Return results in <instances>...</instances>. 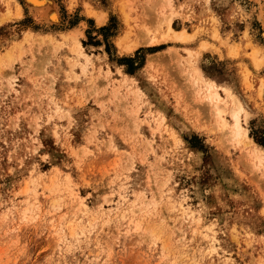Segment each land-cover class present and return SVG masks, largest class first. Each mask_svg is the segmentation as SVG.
Returning <instances> with one entry per match:
<instances>
[{
    "label": "rangeland",
    "instance_id": "1",
    "mask_svg": "<svg viewBox=\"0 0 264 264\" xmlns=\"http://www.w3.org/2000/svg\"><path fill=\"white\" fill-rule=\"evenodd\" d=\"M38 1L0 0V264H264V0Z\"/></svg>",
    "mask_w": 264,
    "mask_h": 264
},
{
    "label": "bare ground",
    "instance_id": "2",
    "mask_svg": "<svg viewBox=\"0 0 264 264\" xmlns=\"http://www.w3.org/2000/svg\"><path fill=\"white\" fill-rule=\"evenodd\" d=\"M31 3H33L32 5L33 6H35V7H37L36 5H38V6H40L41 4L43 5V6H45L44 7V9H46L47 10V8H46V6H47V3H46V1H44L45 3H42V1H38V0H29ZM49 1V0H48ZM50 3H52L51 2V0L49 1ZM53 6V5H52ZM51 6V7H52ZM34 7V8H35ZM42 7V6H41ZM48 7V6H47ZM33 8V7H32ZM49 8H50V6H49ZM36 9V8H35ZM39 9V8H38ZM53 9H54V7H53ZM55 9H56V7H55ZM55 9H54V11H55ZM37 10V9H36ZM46 10H45V12H46ZM48 10H50V9H48ZM48 10H47V12H48ZM52 10V9H51ZM33 11H34V9H33ZM39 11V10H38ZM41 11V10H40ZM43 11V10H42ZM41 11V13H43ZM54 11H50V17L52 18V19H55L56 18V13L54 12ZM39 13V12H38ZM42 15V14H41ZM40 15V16H41ZM46 15V14H45ZM48 15V14H47ZM45 17V16H44ZM55 21H56V19H55ZM54 22V21H53ZM55 23V22H54ZM181 34H183V32L181 33ZM206 85H207V89L208 90H211L212 88L213 89H215V87H214V85L212 84V83H210V84H207L206 83ZM207 103L208 104H210V106L211 107H213L214 108V116L216 117V118H218V119H220L221 120V113H222V111H223V107H221V105H220V101H219V95H218V93L216 92V90L215 91H213V92H210V94L209 95H207ZM212 108V109H213ZM244 109H243V107L240 105V103L237 101L236 102V106H235V108H233V109H231L230 110V115H231V118H232V127H231V131H232V133H233V136L234 135H238V134H240L239 132H240V130H241V126H240V122H239V113L241 112V111H243Z\"/></svg>",
    "mask_w": 264,
    "mask_h": 264
}]
</instances>
